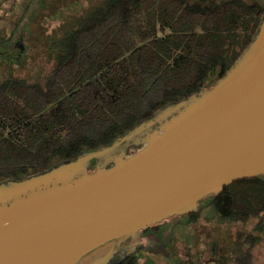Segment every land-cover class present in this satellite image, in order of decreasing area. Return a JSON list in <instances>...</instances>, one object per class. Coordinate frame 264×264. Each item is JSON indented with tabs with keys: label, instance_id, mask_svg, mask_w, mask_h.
Wrapping results in <instances>:
<instances>
[{
	"label": "water",
	"instance_id": "95a60500",
	"mask_svg": "<svg viewBox=\"0 0 264 264\" xmlns=\"http://www.w3.org/2000/svg\"><path fill=\"white\" fill-rule=\"evenodd\" d=\"M195 91L97 148L1 178L0 264H117V238L264 174V12Z\"/></svg>",
	"mask_w": 264,
	"mask_h": 264
},
{
	"label": "trees",
	"instance_id": "16d2710c",
	"mask_svg": "<svg viewBox=\"0 0 264 264\" xmlns=\"http://www.w3.org/2000/svg\"><path fill=\"white\" fill-rule=\"evenodd\" d=\"M245 0H108L62 42L44 85L0 84V179L121 136L221 77L254 34ZM264 174L224 185L228 205L264 204Z\"/></svg>",
	"mask_w": 264,
	"mask_h": 264
},
{
	"label": "flooded vegetation",
	"instance_id": "af4514ba",
	"mask_svg": "<svg viewBox=\"0 0 264 264\" xmlns=\"http://www.w3.org/2000/svg\"><path fill=\"white\" fill-rule=\"evenodd\" d=\"M57 1L0 0V66L8 76L34 54L35 26L46 22ZM245 1L263 13L264 0ZM219 191L117 238L106 249L119 251L117 264H264V204L252 206L258 212L246 204L228 205L231 198Z\"/></svg>",
	"mask_w": 264,
	"mask_h": 264
},
{
	"label": "rangeland",
	"instance_id": "374dc122",
	"mask_svg": "<svg viewBox=\"0 0 264 264\" xmlns=\"http://www.w3.org/2000/svg\"><path fill=\"white\" fill-rule=\"evenodd\" d=\"M107 2L108 0H58L47 11L50 17L46 22L35 26L34 54L28 55L27 62L15 65L12 76H8L6 69L0 66V83L4 84L14 78L44 85L56 66L59 55L64 51L62 42L65 38L88 18L100 15ZM57 7L60 9L55 11Z\"/></svg>",
	"mask_w": 264,
	"mask_h": 264
},
{
	"label": "bare ground",
	"instance_id": "6f19581e",
	"mask_svg": "<svg viewBox=\"0 0 264 264\" xmlns=\"http://www.w3.org/2000/svg\"><path fill=\"white\" fill-rule=\"evenodd\" d=\"M230 66H231V65H230ZM198 90H199V89H198ZM198 90H197V91H198ZM197 91H195V92H197ZM83 152H84V151H83ZM81 153H82V152H81Z\"/></svg>",
	"mask_w": 264,
	"mask_h": 264
}]
</instances>
